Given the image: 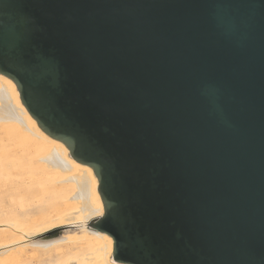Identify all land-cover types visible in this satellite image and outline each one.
Here are the masks:
<instances>
[{
    "label": "water",
    "instance_id": "1",
    "mask_svg": "<svg viewBox=\"0 0 264 264\" xmlns=\"http://www.w3.org/2000/svg\"><path fill=\"white\" fill-rule=\"evenodd\" d=\"M0 75L111 262L264 264V0H0Z\"/></svg>",
    "mask_w": 264,
    "mask_h": 264
},
{
    "label": "bare ground",
    "instance_id": "2",
    "mask_svg": "<svg viewBox=\"0 0 264 264\" xmlns=\"http://www.w3.org/2000/svg\"><path fill=\"white\" fill-rule=\"evenodd\" d=\"M101 204L89 169L36 126L0 75V264H117L111 239L86 226Z\"/></svg>",
    "mask_w": 264,
    "mask_h": 264
},
{
    "label": "rangeland",
    "instance_id": "3",
    "mask_svg": "<svg viewBox=\"0 0 264 264\" xmlns=\"http://www.w3.org/2000/svg\"><path fill=\"white\" fill-rule=\"evenodd\" d=\"M90 220V219H89ZM88 220V221H89ZM88 221L86 222V226L88 227ZM66 228H70V227H62V228H60V230L62 231V230H65Z\"/></svg>",
    "mask_w": 264,
    "mask_h": 264
}]
</instances>
